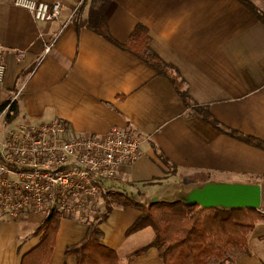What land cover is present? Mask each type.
<instances>
[{
	"label": "crops",
	"instance_id": "1",
	"mask_svg": "<svg viewBox=\"0 0 264 264\" xmlns=\"http://www.w3.org/2000/svg\"><path fill=\"white\" fill-rule=\"evenodd\" d=\"M13 1L0 0L7 67L0 104L21 92L15 122L62 120L79 137L104 138L114 127L138 134L144 139L140 159L104 186L142 202L207 182L261 185L264 194L263 149L193 116L171 79L95 30L105 19L111 36L125 43L136 26H145L150 51L177 69L193 106L264 141V24L238 0H37L62 4L59 20L48 23ZM249 1L264 12V0ZM54 40L44 55V43ZM140 214L113 206L99 225L100 242L118 254L119 264H162L156 248L129 260L156 239L152 228L126 235ZM42 221L37 215L17 222L0 217V264H21L39 246L41 237L33 233ZM87 221L61 219L49 264H78L66 250L85 240ZM248 241L251 255L235 251L211 264H264V222Z\"/></svg>",
	"mask_w": 264,
	"mask_h": 264
},
{
	"label": "built area",
	"instance_id": "2",
	"mask_svg": "<svg viewBox=\"0 0 264 264\" xmlns=\"http://www.w3.org/2000/svg\"><path fill=\"white\" fill-rule=\"evenodd\" d=\"M13 4L42 23L59 20L60 2L14 0ZM44 55L55 40L44 43ZM4 46L0 43V84L6 77ZM24 57V53H19ZM21 92L0 104V217L20 221L29 215L85 220L93 216L104 184L120 170L136 163L144 139L124 128H112L106 137L72 135L66 123L9 121L7 115Z\"/></svg>",
	"mask_w": 264,
	"mask_h": 264
},
{
	"label": "trees",
	"instance_id": "3",
	"mask_svg": "<svg viewBox=\"0 0 264 264\" xmlns=\"http://www.w3.org/2000/svg\"><path fill=\"white\" fill-rule=\"evenodd\" d=\"M264 24V12L256 8L249 0H238ZM95 30L111 43L136 55L145 61L159 75L173 82L191 114L214 126L218 131L264 150V141L222 125L206 107L193 106L190 95L182 91L178 81L177 69L150 51L152 41L148 29L138 25L125 43L117 42L110 34L105 19ZM174 72H176L174 74ZM17 102L9 109L7 119L14 120L17 114ZM162 160H167L161 156ZM105 212L90 223L85 240L66 250V255L75 256L78 264H119L118 254L100 242L99 225L111 214L115 205L130 206L141 210L140 216L127 230L131 236L146 228L154 230L156 239L153 244L133 253L129 260L145 254L150 248H156L162 264H210L211 260H227L229 248H235L243 255H251L249 236L257 224L264 222V213L252 209L225 210L220 208L203 210L198 205L186 206L173 202L170 196L155 202H142L127 192H109L103 196ZM262 211H264V194ZM62 217L51 213L33 233L41 237V243L22 257L21 264H49L54 253Z\"/></svg>",
	"mask_w": 264,
	"mask_h": 264
},
{
	"label": "water",
	"instance_id": "4",
	"mask_svg": "<svg viewBox=\"0 0 264 264\" xmlns=\"http://www.w3.org/2000/svg\"><path fill=\"white\" fill-rule=\"evenodd\" d=\"M173 202L186 206L198 205L201 209L261 210L263 188L261 185L207 182L175 191Z\"/></svg>",
	"mask_w": 264,
	"mask_h": 264
},
{
	"label": "rangeland",
	"instance_id": "5",
	"mask_svg": "<svg viewBox=\"0 0 264 264\" xmlns=\"http://www.w3.org/2000/svg\"><path fill=\"white\" fill-rule=\"evenodd\" d=\"M103 212H105V208H104V202L99 203L98 207L95 210V213L93 214V216L88 218L87 223L90 225V223L92 221H94L99 215H101ZM235 251H237L235 248H229L227 251V255L231 256L232 253H235ZM212 262H215V260H211L210 264Z\"/></svg>",
	"mask_w": 264,
	"mask_h": 264
}]
</instances>
